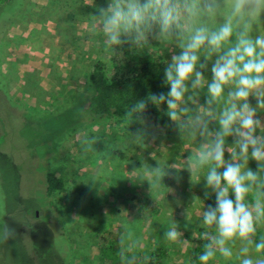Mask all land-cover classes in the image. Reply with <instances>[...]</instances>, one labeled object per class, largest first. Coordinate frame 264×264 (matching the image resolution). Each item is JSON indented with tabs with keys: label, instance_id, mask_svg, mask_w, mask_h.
I'll return each instance as SVG.
<instances>
[{
	"label": "rangeland",
	"instance_id": "obj_1",
	"mask_svg": "<svg viewBox=\"0 0 264 264\" xmlns=\"http://www.w3.org/2000/svg\"><path fill=\"white\" fill-rule=\"evenodd\" d=\"M79 1L30 0L12 17L0 6V264H99L95 235L109 229L134 254L161 238L166 264H191L195 239L201 264H264V0ZM148 15L162 33L147 49L197 74L156 119L92 120L65 142L87 114L63 102ZM46 172L63 180L50 199ZM119 193L150 197L158 214L117 212Z\"/></svg>",
	"mask_w": 264,
	"mask_h": 264
},
{
	"label": "trees",
	"instance_id": "obj_2",
	"mask_svg": "<svg viewBox=\"0 0 264 264\" xmlns=\"http://www.w3.org/2000/svg\"><path fill=\"white\" fill-rule=\"evenodd\" d=\"M29 1L0 0V6L12 3L13 7L8 12L10 13L8 16L12 17L26 11ZM79 2L84 4L82 0ZM86 6L85 3L83 8ZM113 6L115 11L111 13V17L117 15L121 9L119 5ZM3 10L0 8L2 15L0 19L4 17ZM198 12L205 14L202 10ZM128 25L111 43L109 59L98 58L94 61L87 77V85L63 102L62 107L64 108L79 100L82 111L87 114L78 127L72 128L73 131L66 136L65 142L70 139L71 135L74 136L79 132L80 126L92 120L117 118L126 121H146L156 119L174 95L177 84L187 82L197 74L196 64H170L164 61L157 49H147L162 33L161 23L156 16L137 17ZM5 92L6 96L9 95L7 90ZM164 182L168 186L173 185V181L167 177H164ZM62 187V179L57 178L52 172H46L45 193L47 198L50 199L52 194L61 190ZM117 198L119 205L116 208L117 212L125 210L128 215L139 219L151 218L158 214L157 206L150 197L119 193ZM202 202L219 217L221 222L234 223L221 197L204 195ZM48 205L50 209H55L52 201L49 200ZM95 238L101 254L99 264H166L167 246L161 238L157 239L154 249L145 255L124 251L119 244L120 235L117 230H105L97 233ZM206 245L201 239L193 241L189 258L191 264L203 262L207 253Z\"/></svg>",
	"mask_w": 264,
	"mask_h": 264
}]
</instances>
